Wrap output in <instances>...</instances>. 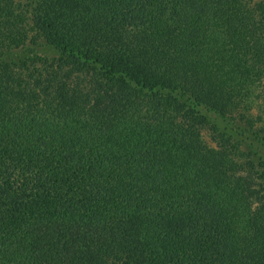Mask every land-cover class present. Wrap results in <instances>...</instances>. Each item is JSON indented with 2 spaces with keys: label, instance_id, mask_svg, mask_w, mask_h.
<instances>
[{
  "label": "trees",
  "instance_id": "1",
  "mask_svg": "<svg viewBox=\"0 0 264 264\" xmlns=\"http://www.w3.org/2000/svg\"><path fill=\"white\" fill-rule=\"evenodd\" d=\"M0 264H264V0H0Z\"/></svg>",
  "mask_w": 264,
  "mask_h": 264
},
{
  "label": "rangeland",
  "instance_id": "2",
  "mask_svg": "<svg viewBox=\"0 0 264 264\" xmlns=\"http://www.w3.org/2000/svg\"><path fill=\"white\" fill-rule=\"evenodd\" d=\"M203 140H204V142H205V144H206L207 146L213 147V144L210 143V141H209V139H208L207 136L203 135Z\"/></svg>",
  "mask_w": 264,
  "mask_h": 264
}]
</instances>
